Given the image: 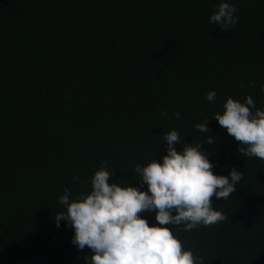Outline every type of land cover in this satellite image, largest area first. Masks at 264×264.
I'll use <instances>...</instances> for the list:
<instances>
[{
    "label": "trees",
    "instance_id": "16d2710c",
    "mask_svg": "<svg viewBox=\"0 0 264 264\" xmlns=\"http://www.w3.org/2000/svg\"><path fill=\"white\" fill-rule=\"evenodd\" d=\"M220 2L0 0V264H84L90 249L54 222L64 189L89 193L104 162L138 187L135 166L166 155L162 134L206 145L205 120L214 174L244 175L230 200L212 198L228 219L179 238L204 264H264V160L212 119L228 97L264 110V0H230L228 30L210 22Z\"/></svg>",
    "mask_w": 264,
    "mask_h": 264
},
{
    "label": "clouds",
    "instance_id": "9594fccd",
    "mask_svg": "<svg viewBox=\"0 0 264 264\" xmlns=\"http://www.w3.org/2000/svg\"><path fill=\"white\" fill-rule=\"evenodd\" d=\"M237 12L230 0H221L210 22L228 30L238 22ZM205 99L216 101L217 92L209 91ZM223 109L212 119L240 142L238 152L264 160V110L256 107L251 95L244 102L228 97ZM161 114L168 116L167 111ZM174 115L179 119V112ZM209 122L196 124L200 132L210 133L207 146L215 139ZM162 135L166 155L161 160L152 158L145 166H135L132 179L139 182L138 187L132 183L122 186L117 183L119 179L113 181L114 168L104 162L91 178L89 193L73 197L65 188L59 197L66 212H57L54 222L57 228L65 222L74 229L72 243L79 250L90 249L84 264H204L205 258L184 246L179 231L228 219L213 207L212 198L230 200L244 172L232 166L228 175L214 174L215 165L205 144L185 143L177 129ZM178 144L183 145L182 151L177 150ZM72 179L77 182L79 177ZM145 185L147 190H142ZM145 211L156 213V223L150 226L148 219L139 215ZM173 225L179 227L173 231L169 227Z\"/></svg>",
    "mask_w": 264,
    "mask_h": 264
}]
</instances>
